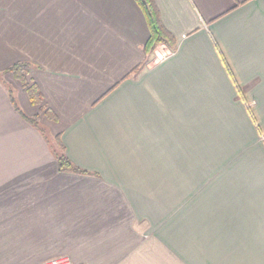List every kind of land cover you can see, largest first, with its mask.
I'll return each instance as SVG.
<instances>
[{"label": "crops", "instance_id": "obj_1", "mask_svg": "<svg viewBox=\"0 0 264 264\" xmlns=\"http://www.w3.org/2000/svg\"><path fill=\"white\" fill-rule=\"evenodd\" d=\"M153 2L133 74L134 0H0V264H264V0Z\"/></svg>", "mask_w": 264, "mask_h": 264}, {"label": "trees", "instance_id": "obj_2", "mask_svg": "<svg viewBox=\"0 0 264 264\" xmlns=\"http://www.w3.org/2000/svg\"><path fill=\"white\" fill-rule=\"evenodd\" d=\"M134 1L144 15L149 36L144 46L145 62L137 66L133 70L132 72L133 74L142 70L147 65L148 58L152 55L153 51L158 46L165 45L171 50L175 49V40L173 36L162 26L159 19L158 10L153 0H134ZM30 69H31V65L23 62V63L15 64L8 71L12 74L13 78L16 81H18L20 85L25 89L26 94L28 95L31 103L34 105H39L41 103V97L38 92V89L35 85H30L29 82L27 81V76L30 72ZM8 95L12 106L14 107L15 111L19 113L21 118L30 125L34 126V128L36 127L41 132L42 136L48 143L53 156L56 159L58 168L61 171L84 173L83 171L79 170L70 163L69 159L64 153V148L59 136H56L54 139L49 140V138H47L46 135L44 134L43 129L39 127L37 120L27 118L22 114V112L19 110V108L16 105L12 91L10 90L9 87H8ZM53 119H55L54 116ZM55 145H57V147L59 148V152L55 150L56 148L54 149Z\"/></svg>", "mask_w": 264, "mask_h": 264}, {"label": "built area", "instance_id": "obj_3", "mask_svg": "<svg viewBox=\"0 0 264 264\" xmlns=\"http://www.w3.org/2000/svg\"><path fill=\"white\" fill-rule=\"evenodd\" d=\"M44 264H73L72 261L70 260V258L68 257H62V258H58L49 262H46Z\"/></svg>", "mask_w": 264, "mask_h": 264}, {"label": "rangeland", "instance_id": "obj_4", "mask_svg": "<svg viewBox=\"0 0 264 264\" xmlns=\"http://www.w3.org/2000/svg\"><path fill=\"white\" fill-rule=\"evenodd\" d=\"M155 50H158V47L155 48ZM155 50H154V51H155ZM154 51H153V53H154ZM153 53H152V54H153ZM151 57H152V56H151ZM151 57H149V58H151ZM149 58H148V60H149ZM151 59H152V58H151ZM148 60H147V61H148ZM23 113H24V115H27V117H29L30 119L37 120V122L39 121L38 119H40L39 117L36 118L35 116H33V117L30 116V115H28V114H27L26 112H24V111H23ZM39 127H40V126H39ZM47 137L49 138V140L52 139L51 136H48V135H47ZM48 146H49V145H48ZM55 148H56V149H55ZM49 149H50V147H49ZM54 149H55L57 152H59V148L57 147V145L54 146Z\"/></svg>", "mask_w": 264, "mask_h": 264}]
</instances>
